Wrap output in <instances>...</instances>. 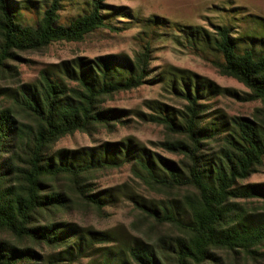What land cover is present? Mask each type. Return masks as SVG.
Wrapping results in <instances>:
<instances>
[{"label": "trees", "instance_id": "1", "mask_svg": "<svg viewBox=\"0 0 264 264\" xmlns=\"http://www.w3.org/2000/svg\"><path fill=\"white\" fill-rule=\"evenodd\" d=\"M60 1L0 0V264H264V186L247 184L264 167V18L226 8L212 30L167 22L163 34L148 20L133 64L76 58L48 65L23 85L21 54L80 43L97 30L122 31L115 18L130 17L107 6L111 0H81L75 16L60 20ZM158 37L182 43L259 106L249 118L204 120L199 99L213 88L163 72L186 104L178 118L161 105L148 118L163 127L160 145L177 164L157 166L142 149L134 156L129 141L53 152L76 132L92 136L124 124L104 104L153 82L146 78ZM133 156V172L161 197L135 203L133 225L144 240L115 242L112 232L64 221L75 210L100 215L111 195L93 193L90 183Z\"/></svg>", "mask_w": 264, "mask_h": 264}, {"label": "rangeland", "instance_id": "2", "mask_svg": "<svg viewBox=\"0 0 264 264\" xmlns=\"http://www.w3.org/2000/svg\"><path fill=\"white\" fill-rule=\"evenodd\" d=\"M80 1L70 3L61 0L63 6L58 12L60 20L75 16L78 8L75 3ZM106 4L122 14H129L130 17L118 15L115 18L113 24L124 28L122 31L97 30L80 43H54L40 52L21 54L16 62L21 84L35 82L39 71L48 65L76 58L93 61L95 58L112 57L120 65L133 64L142 40H146L143 32L148 31V20L158 22L155 32L163 34L167 22L212 30L213 25L223 21L221 10L226 8H242L247 14L264 18V0H111ZM150 71L151 75L146 80L153 79V82L146 81L137 89L120 92L104 104V109L120 112L124 124L110 132L102 129L92 136L76 132L59 140L53 152L68 154L98 148L103 144H127L129 141L134 156L139 155L138 149H142L157 166L160 161L177 164V158L160 145L164 139L163 127L150 122L148 118L159 115L154 109L156 105L173 110L178 118V111L182 112L186 104L184 98L169 88L170 84L165 81L168 76L163 75L165 80L162 79L163 72L186 75L192 83L196 80L213 88V92L199 99L201 106H204V120H210L212 116H221L223 120L230 117L249 118L254 108L259 106L258 102L244 101L248 90L243 85L219 75L205 59L168 37H158L152 44ZM134 156L124 160L118 168L100 172L90 183L93 193L111 195L100 215L75 210L64 217V221L90 232H112L115 242L134 238L144 240V235L133 225L135 203L158 204L161 197L149 190L133 172L132 165L138 162ZM247 184L264 186V167L251 176ZM113 242L114 239H110L109 244Z\"/></svg>", "mask_w": 264, "mask_h": 264}]
</instances>
